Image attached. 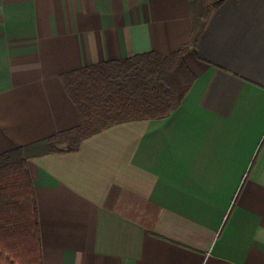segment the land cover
Masks as SVG:
<instances>
[{
  "label": "crops",
  "instance_id": "0c3cea01",
  "mask_svg": "<svg viewBox=\"0 0 264 264\" xmlns=\"http://www.w3.org/2000/svg\"><path fill=\"white\" fill-rule=\"evenodd\" d=\"M190 0H0V154L29 147L44 264H264V0H225L177 110L37 156L80 124L60 76L191 41Z\"/></svg>",
  "mask_w": 264,
  "mask_h": 264
},
{
  "label": "trees",
  "instance_id": "16d2710c",
  "mask_svg": "<svg viewBox=\"0 0 264 264\" xmlns=\"http://www.w3.org/2000/svg\"><path fill=\"white\" fill-rule=\"evenodd\" d=\"M224 1L190 0L191 41L170 55L149 52L61 75L80 124L38 143L37 156L78 152L85 140L116 125L168 118L197 79L185 56L195 49L213 11ZM28 148L0 154V264H44Z\"/></svg>",
  "mask_w": 264,
  "mask_h": 264
}]
</instances>
